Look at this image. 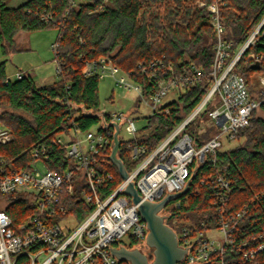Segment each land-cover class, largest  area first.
<instances>
[{
    "label": "trees",
    "instance_id": "1",
    "mask_svg": "<svg viewBox=\"0 0 264 264\" xmlns=\"http://www.w3.org/2000/svg\"><path fill=\"white\" fill-rule=\"evenodd\" d=\"M9 1L0 0L2 53L7 54L13 47L20 31L55 28L58 50L54 60L60 68L58 80L49 85H37L26 74L5 84L7 74L4 62L0 63V127L11 136L10 143L0 145V160L11 171L28 169L33 162L32 149L42 145L48 155L46 168L61 174L67 160L64 151L54 143L55 137L74 125L86 131L97 124V117L80 114L81 108L99 111V79L82 74L86 61L109 58L132 81L142 84L145 91L149 88L147 74H141L140 67H148L155 60L170 64L176 74L182 69L188 72L192 67L203 73L198 84L164 106L167 114L146 118L147 126L141 129L143 135L136 144L132 140L119 141L117 157L126 172L132 171L142 159L133 160L131 150L143 145L146 153H150L208 90L215 32L207 10L195 6L197 0H76L74 7L69 6L70 0H28L14 8L8 7ZM263 16L264 0H225L219 4L224 40L232 41L233 50L236 49ZM47 17L50 20L46 21ZM235 68L247 80L254 73L252 66H244L242 60ZM259 71L264 73V66ZM194 122L186 133L200 145L206 136L197 135ZM240 139H244L242 144L218 151L214 164L205 162L197 169L188 191L179 200L180 207L170 211L168 221L183 216L186 222L191 220L197 225L204 221L205 227H214L218 218L214 203L220 192L215 178L221 175L230 185L224 203L227 215L247 207L245 217L233 232L234 244H240L250 235L264 234V119L253 117L251 126L240 131L233 141ZM102 168L112 177L97 186L100 197L106 198L122 180L107 158ZM6 200L5 212L14 225L32 213L27 199L8 196ZM61 203L77 221L94 207L84 204L77 189L71 195L63 193ZM137 245L134 239L128 243L130 249ZM231 256L237 257L238 253ZM228 258L226 255L225 259ZM17 264L26 263L20 258ZM250 264H264V252Z\"/></svg>",
    "mask_w": 264,
    "mask_h": 264
},
{
    "label": "built area",
    "instance_id": "2",
    "mask_svg": "<svg viewBox=\"0 0 264 264\" xmlns=\"http://www.w3.org/2000/svg\"><path fill=\"white\" fill-rule=\"evenodd\" d=\"M224 1L195 2L198 9L207 10L215 32L206 94L150 153H146L143 145H136L131 150L133 160L142 159L106 198L100 197L97 186L112 178L102 167L105 158L109 160L116 128L117 139L121 140L118 121L126 123L130 140L135 144L143 135L133 119L122 113L81 108L82 116L97 117L99 121L86 131H80L74 125L68 132L55 137L54 143L64 151L67 160L61 174L46 168L48 155L42 145L32 149L33 162L26 170L11 171L0 160V264H17L20 258L26 264H128L112 256L110 248L128 247L129 241L134 239L138 242L135 248L139 250L145 245L148 231L138 214V204H133L123 194L125 187L132 183L140 202L157 203L169 194L179 193L187 182L191 183L192 176L203 163L214 164L217 152L222 149V140L233 142L240 131L251 126V119L264 110V73L259 71L264 66V16L233 50V42L223 38L224 28L219 18V4ZM75 4L76 0H70V7ZM52 50L56 55L58 43L52 45ZM240 60L244 66H259L248 80L236 72L235 66ZM55 62L58 76L60 68L57 60ZM140 73L147 74V91L142 84L122 73L109 58L86 61L82 69L85 77H110L116 87L133 91L137 100L149 109L148 117L167 114L166 104H162L167 94L175 90L178 98L203 77V73L194 67L176 74L163 60L140 67ZM23 76L22 72H17L14 79L7 76L4 82L20 80ZM204 112L216 132L199 145L186 129ZM62 136H70V139L63 141ZM10 142V134L0 127V145ZM215 182L220 192L214 203L218 216L214 227H205L204 221L196 225L189 220L175 231L165 223L175 233L179 247L186 250L180 264H241V260L250 264L264 252V234L261 233L234 244L233 232L245 217L247 207L227 215L224 203L230 185L221 175L215 178ZM75 189L84 204H94L92 211L81 221H77L61 203L62 194L71 195ZM8 196L27 199L33 208L32 213L17 225L5 212ZM179 200L173 201L174 208L180 207ZM165 208L159 214H163L166 221L170 212L163 213ZM69 218L75 226L62 228L60 224ZM123 238H126L124 243ZM235 253H238L237 257L231 256ZM226 255L229 256L227 260Z\"/></svg>",
    "mask_w": 264,
    "mask_h": 264
},
{
    "label": "rangeland",
    "instance_id": "3",
    "mask_svg": "<svg viewBox=\"0 0 264 264\" xmlns=\"http://www.w3.org/2000/svg\"><path fill=\"white\" fill-rule=\"evenodd\" d=\"M10 2V1H9ZM10 6H16L21 3L22 0H14L9 3ZM58 30L55 28L44 29L40 31L25 32L20 31L15 36L13 47L7 54H3L0 46V63L4 62V69L7 76L14 79V75L17 72L30 75L37 85H49L58 80L56 73V62L54 60V52L52 45L56 42ZM118 76H120L118 74ZM177 99V92L175 90L170 91L163 99L162 104H168ZM98 101L99 111L106 113H122L133 119L134 124L138 131L147 126V117L150 112L149 109L144 106L136 95L131 90L118 88L114 85L113 79L110 77H103L99 79L98 84ZM257 117L264 119V110L259 111ZM195 123V131L199 137H204L206 141L209 137H212L216 132L213 129L212 123L209 118L201 114ZM120 125V139L127 141L131 139V134L128 131L126 123ZM63 141L70 139V136H62ZM244 142V139L238 141L227 142L222 140V150H228L234 148ZM174 208V202H170L163 213H168ZM162 216H164L162 214ZM186 220L183 216L168 221V225L177 230V226L185 224ZM66 225L75 226V222L70 218L60 224L62 228ZM126 242V238H123L122 243ZM139 251L148 256L152 254V250L146 245H142Z\"/></svg>",
    "mask_w": 264,
    "mask_h": 264
},
{
    "label": "water",
    "instance_id": "4",
    "mask_svg": "<svg viewBox=\"0 0 264 264\" xmlns=\"http://www.w3.org/2000/svg\"><path fill=\"white\" fill-rule=\"evenodd\" d=\"M258 70L259 66L252 67ZM117 128L113 137V147L109 156L110 162L117 168L121 180L127 178V172L116 154L119 148ZM190 182L184 189L176 194H169L157 203L140 202V197L132 183H129L123 194L131 199L133 204H138L137 211L141 220L146 224L147 236L145 245L152 250V260L138 249L128 250L123 246L111 247L110 253L117 260L128 264H180L186 250L179 247L175 233L165 224L166 217L161 216L160 211L170 202L180 199L188 191Z\"/></svg>",
    "mask_w": 264,
    "mask_h": 264
},
{
    "label": "crops",
    "instance_id": "5",
    "mask_svg": "<svg viewBox=\"0 0 264 264\" xmlns=\"http://www.w3.org/2000/svg\"><path fill=\"white\" fill-rule=\"evenodd\" d=\"M12 1H14V0H10V2L9 3H11ZM26 1H28V0H22V2L21 3H18V5H16V6H10V4H8V7H10V8H14V7H17V6H19V5H21V4H23V3H25ZM15 39V38H14ZM15 41V40H14ZM119 246H121V245H119ZM116 247H118V246H116ZM126 249H128V250H132V249H135V248H132V249H130V248H128V247H125Z\"/></svg>",
    "mask_w": 264,
    "mask_h": 264
}]
</instances>
